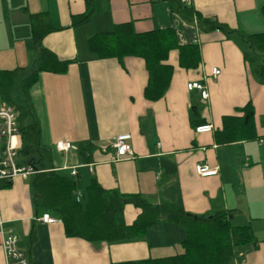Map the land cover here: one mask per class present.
<instances>
[{"label":"crops","instance_id":"0c3cea01","mask_svg":"<svg viewBox=\"0 0 264 264\" xmlns=\"http://www.w3.org/2000/svg\"><path fill=\"white\" fill-rule=\"evenodd\" d=\"M179 1L232 30L264 33V0ZM174 5L173 0H95L92 22L74 28L72 17L87 11L85 0H0V71L29 72L37 66L29 17L47 13L54 31L43 38L42 46L70 64L66 74L41 73L30 100L41 144L51 150L56 169L75 171L83 188L97 180L105 189L140 196L156 206L173 202L199 216L232 211L233 224L250 226L257 239L256 245L240 250L236 264H264V85L252 75L234 40L183 20ZM128 22L138 33L173 28L180 45L199 46L201 63L195 70L180 68L178 52H171L169 64L175 71L165 97L157 102L144 97L148 73L142 59H95L88 50L94 33ZM214 69L221 74L214 77ZM191 82H202L208 98L189 91ZM248 103L255 109L258 139L218 144L215 134L222 130L223 118L241 115ZM208 124L213 132H196ZM124 134L132 138L134 159L114 161V150L101 146ZM18 141L21 147L20 135ZM60 141L76 150L58 151ZM80 144L94 147L90 161L82 160ZM199 164L218 168V174L199 176ZM30 177H16L0 189L4 233L18 237L29 264H116L184 252V228L164 220L136 241L109 245L68 237L60 220H39L49 212L34 205ZM124 213L131 225L141 210L129 204ZM2 240L0 232V264H6Z\"/></svg>","mask_w":264,"mask_h":264},{"label":"trees","instance_id":"16d2710c","mask_svg":"<svg viewBox=\"0 0 264 264\" xmlns=\"http://www.w3.org/2000/svg\"><path fill=\"white\" fill-rule=\"evenodd\" d=\"M87 11L72 17V27L92 22L95 0H85ZM173 11L187 22L197 21L203 31H221L234 40L243 53L252 75L264 85V33L247 35L232 30L226 24L201 17L194 7L173 0ZM33 40L38 52L37 66L27 71H0V103L14 107L17 114L21 147L18 166H31L37 173L30 177L32 200L36 207L52 213L64 225L68 237H76L92 244H116L143 239L151 226L161 220L184 228L186 238L180 255L131 261L116 264H236L240 250L257 244L250 226H235L232 211L213 215H195L173 202L152 205L140 196H128L118 190L103 188L97 180L83 188L77 175L56 169L52 152L41 144V127L35 118L30 100L31 88L43 72L66 74L70 61H61L52 51L42 46L43 38L54 29L47 13L30 15ZM88 50L95 59H116L123 63L127 57H138L145 62L148 82L144 97L151 102L163 99L171 85L175 68L169 64L171 52L177 51L179 66L195 70L201 63L197 44L180 45L173 28L145 33L135 31L132 22L115 25L111 31L94 33L88 39ZM241 115L225 116L222 130L215 138L218 144L228 145L258 139L255 109L248 103ZM5 137L0 130V157L5 149ZM94 147L80 144L83 161H90ZM11 182L0 180V189ZM132 204L141 210L133 224L125 221V207Z\"/></svg>","mask_w":264,"mask_h":264},{"label":"built area","instance_id":"2783aa9c","mask_svg":"<svg viewBox=\"0 0 264 264\" xmlns=\"http://www.w3.org/2000/svg\"><path fill=\"white\" fill-rule=\"evenodd\" d=\"M214 77L221 74L220 70L214 69L212 72ZM189 91H199L203 99L208 98V92L202 82H191L187 84ZM0 126H2L1 135L5 137V149L0 157V180H7L11 182L14 178L22 176L28 178L37 173L31 166H18V150L20 148L18 137L19 126L17 121V114L15 109L11 106H0ZM214 131V127L210 124L202 125L196 128V132L210 133ZM131 136L129 134L117 136L108 146L102 145L101 148L106 150L111 148L114 150V161L124 159H134V152L131 144ZM56 148L60 152H68L69 150H76V147L70 142L60 141ZM248 164H245V168ZM196 172L201 177H211L218 174V168H210L207 164H199L196 166ZM72 175H76L72 171ZM45 224H54L59 219L53 217L50 213H44L39 219ZM3 218L0 209V232L2 234V247L6 259V264H29V258L18 246V237L10 231L5 234L3 230Z\"/></svg>","mask_w":264,"mask_h":264},{"label":"water","instance_id":"95a60500","mask_svg":"<svg viewBox=\"0 0 264 264\" xmlns=\"http://www.w3.org/2000/svg\"><path fill=\"white\" fill-rule=\"evenodd\" d=\"M230 219L232 220L233 219V216H231Z\"/></svg>","mask_w":264,"mask_h":264}]
</instances>
